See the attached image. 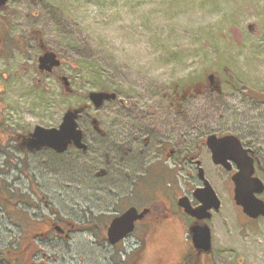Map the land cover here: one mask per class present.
Instances as JSON below:
<instances>
[{
  "label": "rangeland",
  "instance_id": "rangeland-1",
  "mask_svg": "<svg viewBox=\"0 0 264 264\" xmlns=\"http://www.w3.org/2000/svg\"><path fill=\"white\" fill-rule=\"evenodd\" d=\"M0 22L8 26L9 46L0 56V251L20 252L37 235L31 243L41 252L31 264H125L137 253L139 264H182L194 253L190 220L182 215L179 224L151 230L141 223L118 246L88 228L102 222L107 230L130 206L174 202L198 184L196 172L151 159L134 174L119 166L121 151L108 167L94 151L28 153L18 146L15 135L58 127L66 110L90 102L94 90L116 92L130 110L88 109L78 120L88 142L90 116L107 128L126 121L152 141L172 136L176 149L185 139L197 147L210 133L234 134L258 152L264 182V0H21L0 11ZM35 30L62 59L54 75L38 71ZM59 75L73 91L64 90ZM201 159L222 202L208 221L213 245L203 264H264V217L247 218L234 201L232 173L205 151ZM100 167L109 173L97 177ZM66 222L84 229L61 237L54 225ZM0 264L12 263L0 255Z\"/></svg>",
  "mask_w": 264,
  "mask_h": 264
},
{
  "label": "water",
  "instance_id": "water-1",
  "mask_svg": "<svg viewBox=\"0 0 264 264\" xmlns=\"http://www.w3.org/2000/svg\"><path fill=\"white\" fill-rule=\"evenodd\" d=\"M10 0H0V6L5 5ZM16 1V0H12ZM34 2L38 0H32ZM41 45L45 47L44 40L41 38ZM61 61L57 54L51 50H46L45 54L40 57V68L51 70L53 67L60 65ZM65 90L71 92L72 89L66 76L61 77ZM209 79L212 82V88L220 91V83L218 79L211 74ZM89 99L99 109L105 101L115 99L117 94L106 90H94L89 92ZM124 101L123 99H119ZM87 104L78 108L68 109L62 118V122L58 127L45 128L36 126L35 129L27 135H18L20 147L29 152H37L47 148L57 153H65L70 146H75L83 151L87 150L84 142V132L78 123L79 114L85 110ZM92 122L96 129L98 120L94 117ZM207 144L212 152L213 162L230 169L231 162L237 165L238 171L233 175L232 180L235 184L234 200L237 205L242 207L244 214L252 219L264 217V200L259 196L264 193V182L258 176H255L254 158L249 154L250 151L245 149L240 139L235 135H227L218 137L211 134L207 138ZM105 174V169L98 173V176ZM200 177L204 180L203 187L197 188L195 196L201 205L193 208L187 198H183L180 205L185 209L186 213L196 217L198 220H208L212 217L211 209L219 211L221 200L219 199L215 189L206 179L204 169L199 170ZM183 201V202H182ZM149 209L138 211L135 207H130L121 215L115 217L108 227V241L115 245L126 236L131 234L135 229V223L141 220ZM192 234V243L196 250L200 253H210L212 251V232L207 223L195 224L190 229Z\"/></svg>",
  "mask_w": 264,
  "mask_h": 264
},
{
  "label": "flooded vegetation",
  "instance_id": "flooded-vegetation-1",
  "mask_svg": "<svg viewBox=\"0 0 264 264\" xmlns=\"http://www.w3.org/2000/svg\"><path fill=\"white\" fill-rule=\"evenodd\" d=\"M18 1H21V0H16V1L10 0V1H8L5 5L0 6V11H3V10L6 11L10 2H18ZM39 1L40 0H38L36 2H39ZM32 2H34V1H32ZM5 28H8V26L2 25V23L0 22V56H3L4 54H8V49H9V46L7 43L8 40L6 39V37L3 34L4 32H6V30H4ZM32 34L36 36V38L38 40V46L40 48V54L37 57L39 73L43 76L54 75L55 70H57L61 67V65L63 63L62 59H60V57L57 56L60 59L61 63H60V65L53 67L51 70H47L46 68L41 69L40 68V57L43 56L45 54L46 50H48L49 48L46 45L45 41H44V43H45L46 48H43V46L41 45V38L43 39V35L40 31H37V30L32 31ZM11 48H13V47H11ZM61 77L62 76H60V75L57 76L59 82L64 86V83H63ZM64 90H65V86H64ZM111 92H114V91H111ZM106 104H112L113 106L114 105L119 106L125 112L130 110L129 106L127 105V102L126 101H123V102L120 101L119 96L117 94V97L115 99L105 101V103H103V105L99 109H97L95 107L94 103L90 100V103L86 107V109L83 110L79 114L78 120L81 119L82 115L87 113L88 109L94 108L96 111H100L102 108L105 107ZM90 119H91L90 122H91L92 131H93V133H92L93 139H91L90 142H88L86 140V137H87L86 132H84V130H83L84 142L88 147L87 150L83 151L82 149H78L75 146L71 147V148H74L77 151L81 152L83 155L89 154L90 151H94V155H95L96 160H101L102 156L104 155L105 164L108 167H110L111 165L114 164V161H115V157H113V159H112L110 156L114 155V154H119V151H121L124 153V156H122L123 157L121 159L122 162L120 161L119 166L121 168L125 169L126 171L134 173V174H140L141 172L145 171L146 162L151 160V159H153L154 161L155 160H163V163H167V164L170 163L171 160H173L175 163V165H174L175 171H177V170H178V172L184 171L186 173V175H192L194 172H196L198 184L195 185V188L191 192H189V193H186V192L176 193V196L174 197V200H175L174 202L169 203L166 200H164V202L161 204L155 203V204L150 205L149 207H144L142 209L137 208L139 210V212L144 210V209H149V212L141 220L136 221L135 229L130 235H132L135 232V230L137 229V227L141 223H144L146 221H148V224H149L150 230H151V226H154L156 223H159L160 225L165 224V223L166 224L170 223L171 225L172 224H179V223H181L180 221H181L182 216L190 220V222H189V233H190V229L193 225L208 223V221H210L213 218L214 213L218 212V211H215L214 209H211L210 212L212 213V217L210 219L198 220V219H196V217L186 213L185 209L180 205V202L183 198L186 197L193 208H197L201 205L198 198L195 196V191L197 188L203 187V184H204V180L199 175L200 168H203L202 159H201L203 151H205L211 157V161L215 166L223 167L225 170L232 173L230 178H231V181L233 183L232 177L238 171L237 165L235 163L231 162L230 169H227L226 167H224L222 165L215 164L213 162L211 149L209 148V146L207 144V138L211 134H216L218 137H223V136H227V135H234V134L219 133V132L210 133V134L206 135L205 137H202L198 140V143H197L198 146L197 147H194V142H193L192 138L185 139L184 142H181L180 144L177 143V145L179 144L177 146V149H179V150H177L175 147L169 146V143H171V142L176 144L177 138H172V136H169V135L164 136V133H162V136H160V137H158L152 141L153 137L150 136V134H148V133L145 134V132L142 130L130 128V125H128L126 121L122 122L121 127L118 124V122L115 121V122H112L111 124H109L108 128H107L106 126L104 127L102 125L100 119L97 118L98 127L101 129V131H100L99 129L95 128V126L92 122L91 116H90ZM94 139L96 140V142L92 143V141H94ZM240 141H241L243 147L245 149L249 150L250 151L249 154L254 158V166H255V171H256L255 175H257V172H259V168L261 166L260 157L258 156L259 154L251 144H246L241 139H240ZM51 151H53L59 155L63 154V153L62 154L57 153L54 150H51ZM135 162H138V164H135ZM168 168H165V169L167 170ZM102 169H105L104 176L109 173V169L107 167H100L96 173L97 177H103V175L98 176V173L101 172ZM203 169H204L205 177L209 180V178L207 177V171L205 170V168H203ZM167 171H170V169ZM171 171H173V170L171 169ZM210 183H211V181H210ZM233 189L235 191V184L234 183H233ZM162 201L163 200H161V202ZM130 207H134V206H130ZM130 207H128L127 209H129ZM239 207L242 210V207L241 206H239ZM242 212H243V210H242ZM255 220H257V219H255ZM111 221H110V223H111ZM110 223L107 226V230H108V227L110 226ZM73 226H74L73 224L66 222V228H65V227H62L60 224L56 223L54 225V230L56 232H58L61 237L64 236L65 238H69L70 234L73 232L72 231ZM155 227H159V226H155ZM48 229H49V226H48ZM105 230H106V227H105L102 234L106 237V240H108L107 230H106V235H105ZM130 235H128L126 237L128 238ZM150 235H151V232H150ZM190 236H191V234H190ZM149 240H150V238H149ZM120 243L116 244V246H118ZM40 252H41V250H38L37 253H32L31 255L30 254L29 255L31 258H34ZM193 252H194V254H198L199 256L204 255L196 249H193ZM27 255L28 254H26V256ZM192 255L193 254L188 255V256L186 255L187 257H185L184 262L186 261V259L189 256L191 257ZM162 257H163V255L162 256L158 255V258H159L158 263ZM128 260H129V257L127 259L123 260V263H126Z\"/></svg>",
  "mask_w": 264,
  "mask_h": 264
},
{
  "label": "trees",
  "instance_id": "trees-1",
  "mask_svg": "<svg viewBox=\"0 0 264 264\" xmlns=\"http://www.w3.org/2000/svg\"><path fill=\"white\" fill-rule=\"evenodd\" d=\"M17 136L18 135H15L14 138H16L17 140ZM10 139L12 138L9 137ZM18 141V140H17ZM18 146L20 147L19 145V141H18ZM21 148V147H20ZM22 149V148H21ZM71 149H74V148H71ZM70 149V150H71ZM23 150V149H22ZM44 150V149H43ZM49 150V149H48ZM25 151V150H24ZM25 152H28V151H25ZM29 153V152H28ZM32 153H36V152H32ZM101 222V221H99ZM102 225H99L94 223L92 225H89V228L88 229H91L95 226L96 227V231L100 232L101 234L103 233L105 227H106V224L102 223ZM84 228L82 226H78L77 229L75 226H73L72 228V231H81L83 230ZM103 235V234H102ZM33 238H36L37 235H33L32 236ZM33 238L30 239V244H28L25 248H23L20 252L17 251L18 249H3L2 251H0V255H1V259L3 260H6L8 263H12V264H31V257L30 255L32 253H37L38 249L35 248L33 246V244L31 243L33 241ZM32 240V241H31ZM108 241V240H107ZM140 252V251H138ZM26 254H28L26 256ZM30 254V255H29ZM130 258V257H129ZM134 258V259H133ZM202 257L199 256L198 254H194L192 255L191 257L189 256L186 261L183 263V264H203V261L201 259ZM132 261V262H130ZM139 261H140V253H137L135 254L131 260H128L125 264H139Z\"/></svg>",
  "mask_w": 264,
  "mask_h": 264
}]
</instances>
